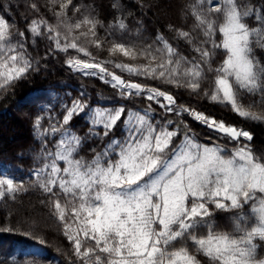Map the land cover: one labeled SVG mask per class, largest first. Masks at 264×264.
Here are the masks:
<instances>
[{"label":"snow or ice","instance_id":"obj_1","mask_svg":"<svg viewBox=\"0 0 264 264\" xmlns=\"http://www.w3.org/2000/svg\"><path fill=\"white\" fill-rule=\"evenodd\" d=\"M53 4L54 23L33 18L25 21L24 29L0 14V90L38 71L26 41L45 36L51 42L50 52L74 50L85 57L68 56L64 63L73 72L99 79L125 101L133 97L148 101L142 109L124 104L92 107L81 92L70 106L61 105L62 119L57 123L44 128L43 116L34 118L37 138L47 141L59 135L54 142L47 141L54 150L42 145V166L33 171L32 184L48 195L49 214L62 225L72 264H264L259 255L264 243V155L251 147L252 133L178 104L176 95L163 88L200 95L208 84L205 98L230 105L242 118L264 122V114L241 103V93L259 95L264 102V62L255 55L256 49L264 50V6L242 5L240 0H185L182 12L192 21L191 28L169 24L174 40L157 31L137 44L125 37L128 25L122 16L100 38L97 30L104 25L93 15L94 6L74 5V0ZM120 7V0H115L113 8ZM31 8L39 12L35 4ZM248 20L255 24L250 26ZM137 25L135 38L143 39L147 29L142 20ZM109 35L113 37L106 49L109 56L120 55L130 62L97 60L93 55L90 48L104 50ZM179 42L190 47V55L180 53ZM219 50L224 58L213 67ZM108 64L121 74L110 71ZM123 73L161 86L125 79ZM153 104L163 113L159 120ZM51 110L47 105L40 109ZM80 116L89 125L83 136L71 125ZM184 116L236 147L229 153L226 143H200ZM117 127L121 138H110ZM97 139L104 141L100 150L91 149L90 159L81 156ZM9 175L0 173V198L14 199L27 191L23 181ZM220 213L227 215L224 227L217 223ZM28 228L27 233L10 227L3 232L31 239L38 225ZM34 243L45 242L39 238ZM42 250L19 256L9 252L0 264H17L27 256L46 259L39 256Z\"/></svg>","mask_w":264,"mask_h":264},{"label":"trees","instance_id":"obj_2","mask_svg":"<svg viewBox=\"0 0 264 264\" xmlns=\"http://www.w3.org/2000/svg\"><path fill=\"white\" fill-rule=\"evenodd\" d=\"M61 0H56L58 4ZM115 0H74V5L81 6L87 4L89 8L94 6L93 15L103 22L104 27L99 28L98 36L105 38L108 26L118 17L125 18L128 25V32L125 37L129 42L143 43L145 39H150L157 31L162 32L171 41L174 40L175 33L169 31L168 25L182 27L188 30L192 27V21L185 19L182 6L185 0H120V9H114ZM242 5L251 7L264 6V0H240ZM35 4L39 9L36 12L31 8ZM0 14L6 15L10 23L17 25L19 29L25 28V21L33 18L44 17L54 23L52 20L55 5L53 0H0ZM141 5H144L143 7ZM87 11V9H85ZM69 12V16H72ZM79 16H73V20L79 19ZM143 21L142 31L143 39H136L137 21ZM250 26L255 24L254 20H248ZM119 35V33H117ZM113 37L109 35L106 38L104 50L90 48L97 60H109L115 62H130L123 56L110 57L107 47L110 46ZM217 43L222 37H216ZM51 42L45 37L30 38L26 41V50L33 60V64L38 71L30 72L25 78L18 81L13 87L0 90V173L10 174L8 178H14L17 181H23L27 191L15 194V198L5 196L0 198V260L5 258L9 252L19 256L21 252H33L36 248H42L39 256L46 257L40 259L35 256H27L17 261V264H72L71 245L62 235V225L49 214L48 195L42 192L38 187L32 184L35 177L33 171L42 166L40 159L41 147L47 144V148L54 150L52 143L59 135L49 136L47 141L43 138H37L33 121L37 115L43 116L41 121L44 128L49 124H55L62 119L63 109L61 105H71V101L80 97L81 92L85 93L84 99L89 101L92 107L104 106L115 107L118 104H124L126 108L142 109L148 101L141 98H130L125 101L108 85L99 79L85 77L79 73L73 72L64 61L68 56L82 54L69 50L68 53H58L49 51ZM178 50L182 55H190V47L185 42H179ZM255 55L264 62V50L256 49ZM224 58L223 50H219L214 58L213 67H216ZM110 71L121 74L119 69H114L112 64L107 65ZM125 79H135L137 82L147 83L150 86H161L157 81L146 80L144 77H130L128 73H123ZM208 84L202 86L200 95H191L186 89H175L171 86H163L165 90H170L177 97L180 105H187L205 114L214 116L216 119H222L228 124L250 131L253 135L251 147L257 155H264V122L252 121L242 118L234 113L230 105L213 103L203 96V89L208 88ZM241 103L244 107H250V110L264 114V102L259 95H249L241 93ZM47 105L51 111H40L42 106ZM153 108L157 113V120L161 118V110L155 104ZM168 118H173L169 115ZM183 119L189 124L193 133L199 137L200 143H215L208 140L207 130L204 126L193 121L190 117L184 116ZM73 130L83 136L89 125L85 123V117L74 118L71 122ZM199 131L203 133L200 136ZM110 138H121L120 128L117 127L114 136ZM103 140L97 139L90 143L83 151L81 156L90 159L93 155L91 149L100 150ZM245 142V141H244ZM232 144H234L232 142ZM44 201L45 203H42ZM217 223L224 227L227 224V215L220 213L216 217ZM26 221V223H21ZM35 224L31 232V239H25L24 235H15L3 232V228L10 227L14 231L20 230L22 233L29 231L28 225ZM227 230V229H225ZM44 239V245L35 244L39 239ZM258 243H261L258 241ZM260 257H264V243H261L259 250Z\"/></svg>","mask_w":264,"mask_h":264},{"label":"rangeland","instance_id":"obj_3","mask_svg":"<svg viewBox=\"0 0 264 264\" xmlns=\"http://www.w3.org/2000/svg\"><path fill=\"white\" fill-rule=\"evenodd\" d=\"M169 115H171V114H169ZM217 120H221V119H217ZM204 128H206V127H204ZM239 128V127H238ZM207 129V128H206ZM207 130H209V129H207ZM244 130V129H243ZM200 136H202L203 135V133H201L200 131H199V133H198ZM207 135H205V137H207L208 138V140H212L213 142H215V143H221V144H227V150H228V152L230 153V151L233 149V148H235L236 147V144L234 143V144H232V142H226L223 138H221V137H218L215 133H213V132H210V130H209V132L207 131V133H206ZM245 140H244V138L243 137H241L240 138V143L241 144H243V143H245L244 142ZM227 154V153H226Z\"/></svg>","mask_w":264,"mask_h":264}]
</instances>
